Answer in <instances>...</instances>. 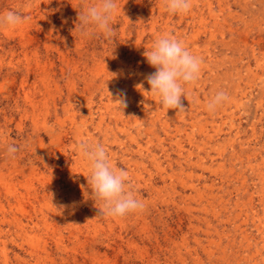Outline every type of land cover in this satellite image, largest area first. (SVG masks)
I'll return each mask as SVG.
<instances>
[{"label":"rangeland","instance_id":"374dc122","mask_svg":"<svg viewBox=\"0 0 264 264\" xmlns=\"http://www.w3.org/2000/svg\"><path fill=\"white\" fill-rule=\"evenodd\" d=\"M95 2L0 0V13L26 17L16 28L0 27V193H38L30 208L1 200L0 264H146L138 249L160 262L180 249L193 264L186 248L196 246L195 237L205 243L204 217L222 234L231 264L234 258L264 264V0H193L189 12L177 15L165 0H118L124 14L111 41L81 29L79 15ZM166 33L203 59L200 78L185 85V112L164 109L146 80L155 68L142 53ZM25 80L40 99L24 95ZM219 91L229 100L209 112ZM82 140L103 144L113 166L129 171L142 212L105 217L98 214L101 201L85 199L91 189ZM9 144L19 148L14 157ZM56 199L66 207H51ZM26 211L36 212L34 229ZM17 219L27 237L19 235ZM191 224L200 230L192 232Z\"/></svg>","mask_w":264,"mask_h":264},{"label":"clouds","instance_id":"9594fccd","mask_svg":"<svg viewBox=\"0 0 264 264\" xmlns=\"http://www.w3.org/2000/svg\"><path fill=\"white\" fill-rule=\"evenodd\" d=\"M165 6L173 15L187 13L193 6V0H165ZM121 12L123 13L118 0H96L84 9L78 19L85 35L99 32L106 40L111 41L116 35L113 25ZM25 19L18 11L7 10L0 13V27L16 28ZM142 55L155 68V72L146 77L150 92L159 97L164 109L187 111L182 101V98L189 101L185 85L193 84L200 78L202 57L194 55L182 40L167 33L158 37ZM228 100V94L219 91L208 101L206 108L209 112H214ZM115 101L123 108L126 107L123 99ZM78 150L87 161L90 172L87 182L91 192L84 191L83 194L85 199L102 202L98 214L113 218L124 217L144 208V203L132 190L129 171L113 166L103 144L82 140L78 144ZM18 151L19 148L15 145L9 144L6 147L9 156L14 157Z\"/></svg>","mask_w":264,"mask_h":264},{"label":"bare ground","instance_id":"6f19581e","mask_svg":"<svg viewBox=\"0 0 264 264\" xmlns=\"http://www.w3.org/2000/svg\"><path fill=\"white\" fill-rule=\"evenodd\" d=\"M103 57V56H102ZM41 68V67H40ZM39 68V69H40ZM133 77V76H132ZM44 79V78H43ZM52 79V78H51ZM46 82H49L48 80H45ZM45 82V83H46ZM22 84V90H23V92H24V95L27 97V98H29V99H40L41 97H42V94H41V91H39L38 89H37V87L35 86V84H33V83H30L29 81H24V82H22L21 83ZM49 84V83H48ZM26 98V99H27ZM45 104V103H44ZM39 105V104H38ZM45 107H46V105H45ZM39 110V109H38ZM41 112H44V111H41ZM47 112V111H46ZM44 114V113H43ZM46 117V116H45ZM117 117V116H116ZM40 121H42V120H40ZM43 123V122H42ZM64 125V124H63ZM40 128V127H39ZM71 133V132H70ZM204 145V144H203ZM200 147V146H199ZM198 147V148H199ZM200 149H201V147H200ZM60 153V152H59ZM186 161V160H185ZM196 161V160H195ZM13 164V163H12ZM191 165V164H190ZM14 166V165H13ZM194 166H195V164H194ZM217 167H219V166H217ZM200 168H202V167H200ZM182 169H184V168H182ZM205 169H207V168H205ZM186 170V169H185ZM188 170V169H187ZM214 170V169H213ZM17 171V170H16ZM182 173V172H181ZM184 174V173H183ZM219 174V173H218ZM166 175V174H165ZM191 175V174H190ZM196 175V174H195ZM216 175V174H215ZM168 176V175H167ZM177 176V175H176ZM221 176V175H220ZM164 177V176H163ZM222 177V176H221ZM226 177V176H225ZM17 178V177H16ZM176 178H178V177H176ZM219 178V177H218ZM221 179V178H220ZM173 180V179H172ZM198 180V179H197ZM214 180V179H213ZM225 180V179H224ZM227 180V179H226ZM14 181V178H12V176L10 177V178H8L7 179V182H9L10 184H12V183H14L13 182ZM188 181V180H187ZM177 182H178V180H177ZM169 183V182H168ZM176 183V182H175ZM209 183H211V182H209ZM1 184V183H0ZM172 184V183H171ZM178 184V183H177ZM179 184H180V182H179ZM178 184V185H179ZM213 184V183H212ZM218 184V183H217ZM6 185V184H5ZM16 185H18V184H16ZM150 185V184H149ZM187 185V184H186ZM22 186V185H21ZM170 186V185H169ZM181 186H183V185H181ZM188 186H189V184H188ZM203 186V185H202ZM27 187V186H26ZM147 187H149V186H147ZM162 187V186H161ZM165 187V186H164ZM176 187V186H175ZM183 187H185V185L183 186ZM190 187V186H189ZM199 187V186H198ZM219 187V186H218ZM170 188V187H169ZM187 188V187H186ZM193 188V187H192ZM221 188V187H220ZM26 189V188H25ZM151 190H152V188H150ZM172 189V188H171ZM174 189V188H173ZM184 189V188H183ZM195 189V188H194ZM209 189V188H208ZM155 190V189H154ZM186 190V189H185ZM211 190H213V187L211 188ZM222 190V189H221ZM6 191V190H5ZM4 191V192H5ZM21 191V190H20ZM157 191H159V190H157ZM181 191H182V189H181ZM189 191V190H188ZM59 192V191H58ZM155 192H156V190H155ZM174 192V191H173ZM184 192V191H183ZM190 192V191H189ZM185 193H186V191H185ZM191 193V192H190ZM55 194V193H54ZM198 194H200V192L198 193ZM203 194V193H202ZM218 194V193H217ZM44 195V194H43ZM58 195V194H57ZM153 195V194H152ZM173 195V194H172ZM222 195V194H221ZM42 196V195H41ZM46 196V195H45ZM207 196V195H206ZM213 196V195H212ZM58 197V196H57ZM183 197V196H182ZM181 197V198H182ZM189 197V196H188ZM191 197V196H190ZM200 197V196H199ZM209 197V196H208ZM60 198V197H59ZM196 198V197H195ZM198 198V197H197ZM218 198V197H217ZM2 199H4L6 202H8V204L10 203V200H14L15 201V204L16 205H18V206H28L29 208L30 207H33L34 206V204H35V202L37 201V199H38V193H37V191L36 190H33V189H28V190H25V191H23V192H19V191H16V192H13V193H11L10 194V197H2V195H1V193H0V202H1V200ZM47 199V198H46ZM188 199V198H187ZM63 200V199H62ZM183 200H185V199H183ZM54 201V200H53ZM222 201V200H221ZM64 202V201H63ZM211 202V201H210ZM226 202V201H225ZM37 203V202H36ZM38 203H39V201H38ZM52 203V202H51ZM219 203V202H218ZM44 204V203H43ZM53 204V203H52ZM90 205V204H89ZM209 205V204H208ZM0 206H2V204L0 203ZM4 206V205H3ZM9 206H12L11 204H9ZM54 207V206H66L65 204H63L62 202H61V200H59V199H56V201H55V204L54 205H51V207ZM13 207V206H12ZM40 207H42V206H40ZM46 207V206H45ZM71 207V206H70ZM161 207V206H160ZM208 207L209 206H203V208H201L203 211H207L208 210ZM210 207H213V206H210ZM223 207V206H222ZM43 208V207H42ZM57 208V207H56ZM69 208V207H68ZM94 208V207H93ZM155 208V207H154ZM224 208V207H223ZM18 209V208H17ZM37 209V208H36ZM62 209V208H61ZM60 209V210H61ZM183 209L187 212V213H190L191 212V207H183ZM237 209V208H236ZM251 209V208H250ZM19 211H20V209H18ZM35 210V209H34ZM48 210V209H47ZM53 210V209H52ZM198 210V209H197ZM4 211V210H3ZM67 211H69V210H67ZM72 211V210H71ZM141 211V210H140ZM175 211V210H174ZM181 211V210H180ZM200 210H198V212H199ZM233 211V210H232ZM40 212V211H39ZM45 212V211H44ZM75 212H77V211H75ZM138 212V211H137ZM136 212V213H137ZM142 212V211H141ZM227 212V211H226ZM47 213V212H46ZM181 213V212H180ZM218 213V212H217ZM243 213V212H242ZM26 214V215H25ZM43 214V213H42ZM140 214V213H139ZM171 214V213H170ZM24 215H25V217H26V219L28 220V226L31 228V229H34V227H36V226H38V224H37V222H35V220L37 219V217H36V212H34V211H26L25 213H24ZM49 215V214H48ZM51 217L52 218H59L60 217V213L58 212V211H56L55 209L51 212ZM64 215V214H63ZM78 215L80 216V218H82L83 220H85V218L83 217V216H81L80 215V213H78ZM214 215V217H216L218 214H216V213H214L213 214ZM78 216V217H79ZM92 216V215H91ZM95 216V215H94ZM145 216V215H144ZM149 216H151V215H149ZM158 216H160V215H158ZM237 216V215H236ZM74 217V216H73ZM77 217V216H76ZM77 217V218H78ZM89 217V216H88ZM106 217V216H105ZM223 217V216H222ZM47 218V217H46ZM62 218V217H61ZM91 218V217H90ZM196 218V217H195ZM236 218H238V217H236ZM240 218V217H239ZM141 219V218H140ZM151 219V218H150ZM80 220V219H79ZM148 220H149V218H148ZM202 220H203V222H204V224H205V227H206V229H203L202 230V233L204 234V236H205V243H203V239H201V238H198V237H195V239H194V243L196 244V246L193 248V249H191V250H189V248L187 247L186 248V244H187V242H186V240H185V238L184 237H182L181 238V240H180V245H182L183 247H185L186 249H187V252L190 254V256H193L192 257V259H194V263L193 264H205V262H204V260H202V258H201V254L199 253V251L200 252H202V253H204L205 255H206V259L209 261V264H231V259H232V257H230V255H228V252H227V250H226V244H224L223 243V240H222V234L219 232V231H211L210 229V226H211V224H210V222L208 221L209 219H208V217H204V218H202ZM216 220V219H215ZM230 220V219H229ZM239 220V219H238ZM40 221H43L44 222V226L45 227H47V223H46V219H44V217L42 216V218H40ZM81 221V220H80ZM114 221V220H113ZM141 221V220H140ZM152 221V220H151ZM160 221H161V219H160ZM257 221V220H256ZM16 224H17V226H18V229H19V235H21V237H27L28 236V234H27V232H25L24 231V229H22V223H21V220L20 219H17L16 221ZM42 222V223H43ZM149 222V221H148ZM158 222V221H157ZM214 222V221H213ZM263 222V221H262ZM30 223V224H29ZM134 223V222H133ZM196 223V222H195ZM146 224V223H145ZM145 224H143V225H145ZM158 224V223H157ZM163 224V223H162ZM198 224V223H197ZM240 224V223H239ZM131 225V224H130ZM134 225V224H133ZM165 225V224H164ZM231 225V224H230ZM257 225V224H256ZM40 226V225H39ZM68 226H69V224H68ZM73 226V225H72ZM152 226V225H151ZM244 226V225H243ZM85 227V226H84ZM182 227V226H181ZM188 227V226H187ZM242 227V226H241ZM240 227V228H241ZM73 228V227H72ZM151 228V227H150ZM158 228V227H157ZM162 228V227H161ZM226 228V227H225ZM142 229V228H141ZM227 229V228H226ZM225 229V230H226ZM235 229V228H234ZM256 229V228H255ZM262 229V228H261ZM189 230H191L192 232H194V233H196L197 231H199L200 230V227L198 226V225H195V224H191L190 226H189ZM237 230V229H236ZM152 231H153V229H152ZM224 231V230H223ZM141 232V231H140ZM172 232V231H171ZM178 232H180V231H178ZM95 233V232H94ZM143 233H144V237L147 239V240H149V237H148V227H146V225H145V227L143 228ZM161 233V232H160ZM240 233V232H239ZM1 234V233H0ZM199 234V233H198ZM246 234V233H245ZM244 234V235H245ZM67 235V234H66ZM77 235V234H76ZM176 235V234H175ZM239 235V234H238ZM252 235V234H251ZM4 236V235H3ZM70 236V235H69ZM158 236V235H157ZM181 236V235H180ZM229 236V235H228ZM253 236V235H252ZM259 236V235H258ZM20 237V238H21ZM155 237V236H154ZM121 238V237H120ZM139 238V237H138ZM158 238V237H157ZM226 238V237H225ZM246 238V237H245ZM142 239V238H141ZM114 240H115V238H114ZM170 240V239H169ZM252 240V239H251ZM134 241V240H133ZM225 241H226V239H225ZM230 241V240H229ZM232 241V240H231ZM247 241V240H246ZM115 242V241H114ZM155 242V241H154ZM170 242V241H169ZM241 242V241H240ZM256 242H258V241H256ZM12 243L13 244H15V245H19L20 246V244H18L16 241H15V239H13L12 238ZM31 243V242H30ZM120 243V242H119ZM134 243V242H133ZM132 243V244H133ZM141 243V242H140ZM139 243V244H140ZM172 243H173V241H172ZM193 243V242H192ZM227 243H228V241H227ZM178 244V243H177ZM244 244V243H243ZM258 244V243H257ZM2 245V246H1ZM22 245V244H21ZM236 245V244H235ZM120 246V245H119ZM164 246V245H163ZM228 246V245H227ZM230 246V245H229ZM233 246V245H232ZM34 247V246H33ZM106 247V246H105ZM146 247V246H145ZM180 247V246H179ZM239 247V246H238ZM257 247V246H256ZM0 248L2 249V251H3V253H4V255H6L5 254V251H6V247H5V244H4V242L3 241H1L0 240ZM151 248V247H150ZM181 248V247H180ZM247 248V247H246ZM260 248V247H259ZM117 249V248H116ZM230 249V248H229ZM251 249V248H250ZM177 250V249H176ZM239 250V249H238ZM138 251H139V254H142L144 257H146V264H188L187 263V259L183 256V253L181 252V250L180 249H178L177 251H176V255H174V257H172V258H170V257H168V258H166L165 259V261L164 262H160L159 261V259L156 257V256H154V257H149V256H147L146 254H144L143 252H141V250L140 249H138ZM158 252V251H157ZM184 252V251H183ZM186 252V253H187ZM245 252V251H244ZM254 252V251H253ZM166 253V252H165ZM168 253V252H167ZM246 253H248V252H246ZM245 253V254H246ZM259 253V252H258ZM151 254V253H150ZM218 254H220V255H218ZM233 254V253H232ZM157 255V254H156ZM218 255V256H217ZM140 256V255H139ZM162 256V255H161ZM163 257V256H162ZM140 258V257H139ZM231 258V259H230ZM261 258V257H260ZM5 259H6V257H5ZM247 259V258H246ZM143 261V260H142ZM233 261H235V263L236 264H239L240 262L236 259V258H234V260ZM246 261V260H245ZM255 261V260H254ZM261 261V260H260ZM264 262V261H263ZM137 263V262H136ZM259 264V263H258Z\"/></svg>","mask_w":264,"mask_h":264}]
</instances>
